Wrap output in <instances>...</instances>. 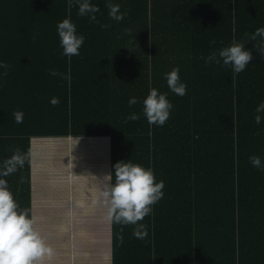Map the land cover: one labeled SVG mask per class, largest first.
Instances as JSON below:
<instances>
[{
  "label": "trees",
  "instance_id": "16d2710c",
  "mask_svg": "<svg viewBox=\"0 0 264 264\" xmlns=\"http://www.w3.org/2000/svg\"><path fill=\"white\" fill-rule=\"evenodd\" d=\"M89 2L98 23L77 14L76 0L70 10L68 0H0V64L10 66L7 75L0 67V171L15 149L30 153L31 137H108L112 183L114 166L130 160L165 185L138 222L146 238L133 235L135 225L111 223V264H264V112H256L264 39H250L264 28V0ZM108 3L126 13L122 21L110 19ZM66 18L85 37L70 62L57 32ZM233 40L252 53L243 72L205 64ZM173 68L187 85L183 97L168 88ZM153 88L173 105L163 126H150L143 112ZM132 113L139 120L126 122ZM0 179L31 217L30 155Z\"/></svg>",
  "mask_w": 264,
  "mask_h": 264
},
{
  "label": "clouds",
  "instance_id": "9594fccd",
  "mask_svg": "<svg viewBox=\"0 0 264 264\" xmlns=\"http://www.w3.org/2000/svg\"><path fill=\"white\" fill-rule=\"evenodd\" d=\"M78 5V15L88 16L90 22H97L96 13L100 11L98 6L90 4L89 0H76ZM73 7V0H68V9ZM109 17L120 22L126 13H120V6L108 3ZM107 28L108 25H102ZM130 32V30H126ZM57 32L60 38V46L63 49L62 56H78L79 50L84 44L85 37L77 35L76 26L70 18L64 19L57 25ZM257 37L264 39V28H259L251 35V40ZM215 44V41L212 42ZM255 47V45H254ZM219 57V58H217ZM151 58V57H150ZM252 53L246 50L245 44L233 40L230 46L211 53L205 64L215 62L223 66H231L234 74L243 72L252 61ZM0 67L7 69V63L0 64ZM52 76H61L70 82V75H64L56 70L50 72ZM168 88L177 96L183 97L187 94V85L180 81L179 68H173L165 76ZM234 80V77H233ZM52 106H57L60 101L53 97L50 101ZM129 106H134L138 100L133 97L129 101ZM143 112L149 125L163 126L170 117V110L173 105L167 99V94H160L157 89L150 90L147 98L143 101ZM257 113L264 112V103H261ZM17 124L23 123L24 113L16 111L13 113ZM139 115L132 113L127 120H139ZM261 116H255V123L259 125ZM30 155L22 154L17 148L10 159L4 161L3 171L0 175L8 176L22 168L26 159ZM249 160L253 167L260 168L261 160L258 156H251ZM115 183H112V175L104 177L106 182L102 191L103 199L108 207L107 220L109 223L122 225H135L133 235L143 240L147 237V226L139 224L146 216L152 212V206L160 201L163 196L164 182H156L155 175L151 168L145 169L139 164L128 162H118L115 166ZM35 217L29 216V209H21L15 202L13 194L8 189L7 181L0 179V264H45L50 262L55 256V250L47 243L46 239L35 228ZM123 243V237H120Z\"/></svg>",
  "mask_w": 264,
  "mask_h": 264
},
{
  "label": "crops",
  "instance_id": "0c3cea01",
  "mask_svg": "<svg viewBox=\"0 0 264 264\" xmlns=\"http://www.w3.org/2000/svg\"><path fill=\"white\" fill-rule=\"evenodd\" d=\"M96 139L97 137L72 136L30 138L31 217L36 219V230L55 250L50 264H111V223L107 220L108 207L99 183L106 174L97 170L100 163H110V156L107 158V151L110 154L109 138L103 141L106 148L103 158H98L94 153L87 158V150H82L88 144V150L95 152V143L99 145ZM75 147L81 150L77 151L73 164ZM73 183L76 184L78 194L73 192ZM88 197L90 203L86 204ZM95 201H98L96 211H92L95 207L92 202ZM99 202H102V207ZM74 207H77L76 220L80 228H84L86 219L92 224H98V236L93 244L82 240L72 248L70 241L63 238L66 218L69 222ZM45 264L49 262L46 261Z\"/></svg>",
  "mask_w": 264,
  "mask_h": 264
},
{
  "label": "rangeland",
  "instance_id": "374dc122",
  "mask_svg": "<svg viewBox=\"0 0 264 264\" xmlns=\"http://www.w3.org/2000/svg\"><path fill=\"white\" fill-rule=\"evenodd\" d=\"M82 139V138H80ZM85 139V138H83ZM108 138H104V137H97V141L99 143V145H97L95 143V152H91L89 151L88 149V144H86L87 146H84L82 150H87L86 152V157L89 158V157H92V153L98 155L99 157L98 158H103L104 155H106V148L104 147V143L103 141H107ZM86 143H88V141H85ZM80 147V146H79ZM78 147H75V149H73V164L75 163V160L77 158V151L79 152L81 150H77ZM110 154L109 152L107 151V158H109ZM105 157V156H104ZM92 161H90L91 163ZM97 170L99 172H103L105 173L107 176L108 173H109V170H110V163L107 164L105 162L103 163H100L99 166H97ZM104 176V177H105ZM104 177H102V179H100L99 183H100V191H103V189L105 188V183H103V179ZM96 185V184H95ZM97 186V185H96ZM98 187V186H97ZM90 189V188H89ZM99 189V187H98ZM73 192L78 194L79 191L76 192V184L73 183ZM101 201L102 199L99 198ZM98 201H95V202H92L95 203V207H93V210L92 211H96V204H97ZM90 203V197H88L87 199V202L86 204H89ZM99 205H101V207L103 206L102 202H99ZM77 207H74L73 208V211H71V218L68 222V218H66V226H65V230L62 231V236L63 238H65L66 240L70 241V245H72V248L73 246L76 247L78 242H82V240H87L88 242L92 243L93 244V240L97 239V236H98V233H97V229H98V224L97 223H94L92 224L90 222V220L86 219L85 220V225H84V228H80V226L78 225V221L76 220V217H78V212H76V209ZM67 210V208H66ZM91 211V212H92ZM76 213V215H75ZM96 214V213H95ZM90 236V237H89ZM85 237H87L88 239H86ZM87 244V243H85Z\"/></svg>",
  "mask_w": 264,
  "mask_h": 264
}]
</instances>
